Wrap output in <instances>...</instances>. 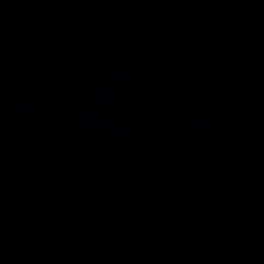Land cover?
Listing matches in <instances>:
<instances>
[{
    "label": "water",
    "instance_id": "95a60500",
    "mask_svg": "<svg viewBox=\"0 0 264 264\" xmlns=\"http://www.w3.org/2000/svg\"><path fill=\"white\" fill-rule=\"evenodd\" d=\"M0 264H264V0H0Z\"/></svg>",
    "mask_w": 264,
    "mask_h": 264
}]
</instances>
